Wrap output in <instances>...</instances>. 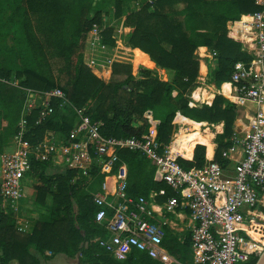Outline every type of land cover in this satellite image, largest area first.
<instances>
[{"label":"trees","instance_id":"1","mask_svg":"<svg viewBox=\"0 0 264 264\" xmlns=\"http://www.w3.org/2000/svg\"><path fill=\"white\" fill-rule=\"evenodd\" d=\"M111 0H0V154L19 128L17 122L25 98V90H49L55 86L64 93L67 105L52 98L51 114L37 122L39 109L26 115L23 138L30 144L40 142L47 130L65 137L73 126L72 107L84 108L91 121L100 122L99 131L106 137H140L150 125L144 115L151 111L156 126L159 149L167 146L173 132V119L179 113L190 127L183 146L192 158L179 157L185 169L201 167L214 149V133L207 125L198 138L204 121L216 124L214 158L222 164L223 150L233 145L236 106L225 96L216 94L211 103L189 108L188 96L196 86L199 61L198 46L215 52L208 67L206 81L215 87H231L230 73L234 62L249 60L241 43L227 36V22L237 21L242 14L260 9L255 0H155L128 8L125 0H113L114 17L123 16L122 25L130 27L127 42L133 51L131 63L113 62L107 82L96 76L84 62L87 33L93 25L102 24L103 9ZM241 20H247L243 17ZM113 28H103V44L114 45ZM139 56L136 61L135 58ZM206 71L200 65V73ZM202 93L203 89L201 90ZM200 90L194 92L199 96ZM202 97L209 99L206 93ZM1 121H4L2 123ZM186 137L177 133L171 149L177 151ZM180 153H184L180 145ZM119 156L127 165V192L146 196L151 189L164 188V200L174 195L163 181L156 180L155 167L136 152L121 149ZM76 169L53 171L48 163L32 160L29 176H37L35 202L45 205L51 194L47 213L37 219L30 232L17 229V213L1 206L0 196V264H40L36 253L80 254L82 264H163L147 254L134 250L124 260L112 258L95 237L106 236V230L93 221L96 205L88 190L98 188L102 176L87 186L80 178L72 181ZM52 188H54L52 190ZM264 213V208H262ZM264 220V214L260 213ZM244 235L264 245V221L252 220ZM162 246L179 262L192 263L189 232H173L165 227ZM36 253L31 252V248ZM257 257L248 264H255Z\"/></svg>","mask_w":264,"mask_h":264},{"label":"built area","instance_id":"2","mask_svg":"<svg viewBox=\"0 0 264 264\" xmlns=\"http://www.w3.org/2000/svg\"><path fill=\"white\" fill-rule=\"evenodd\" d=\"M153 1L136 0L135 5ZM254 3L260 9L249 14L251 20L245 23L244 31L230 36L241 43V50L250 59L234 62L230 88L209 86L201 77V84L191 91L187 102L189 108L209 105L211 101L201 97V90L212 89L213 97L221 94L235 104L233 145L221 153L228 163L206 156L199 168L185 169L178 163L179 157L188 159L171 149L177 133L185 127L179 113L173 119L171 140L163 149H159L152 115L144 114L150 125L140 137H106L99 131L100 122L91 121L84 108L75 107L74 123L65 137L47 130L42 140L32 145L23 138L25 116L38 108L40 122L52 113V98L60 100V107L68 103L57 86L43 91L26 89L17 122L19 130L8 142L13 149L0 154L2 207L17 211L23 184L35 160L76 169L78 173L72 181L80 178L86 189L102 176L98 188L88 190L96 205L93 221L106 230V236L94 240L115 260L126 259L134 250L163 264H248L251 258L258 257L264 245L244 235L250 221H264L260 218L264 208V0ZM102 30L95 24L87 33L85 43L90 51L102 40ZM197 89L200 92L196 98ZM121 149L147 158L155 167L154 178L163 181L174 195L159 201L166 195L164 188L151 189L146 196L129 195L127 165L119 156ZM17 220L15 216L17 229L23 230ZM165 227L173 232H189L192 263L177 261L162 246Z\"/></svg>","mask_w":264,"mask_h":264},{"label":"crops","instance_id":"3","mask_svg":"<svg viewBox=\"0 0 264 264\" xmlns=\"http://www.w3.org/2000/svg\"><path fill=\"white\" fill-rule=\"evenodd\" d=\"M245 16H249V14L240 15V19L238 21H241V19ZM238 21H228L227 22V36L228 37H230V36L235 37L237 35L238 31H242V30H239V28L241 26L237 27L236 30L235 29L233 30L234 24L237 23ZM100 25H101L102 29L106 27L104 24H100ZM111 27L113 28L112 37H113L114 42H115L114 45L102 44L101 40H100V41L96 42V44H97L96 49H93L90 51L87 44L85 43V48H84V52H83L84 62L87 63L91 67L92 72L104 82H107L109 79V76L111 73V65L113 62L131 63L133 61V51L127 42L128 34H129L131 28L123 26L122 21H121V23H119V25L115 24V25H111ZM101 37H102V34H101ZM212 53H213V51H211L206 46H198L195 50V54H196L197 59L199 61V73H200V65L201 64H204L205 69H206L205 73L203 74L202 79H205L206 75L208 74V67H209L208 63L211 61V59L213 57ZM223 91L225 94L227 93L225 88L223 89ZM203 92L204 93H202V95L207 93L211 97L210 100L209 99H207V100L212 101V99H213L212 89H203ZM202 95H201V97H202ZM202 98L206 99L204 97H202ZM2 123H4V121H2ZM205 124H206V122H203L199 126H197V129L199 131L198 138L204 144V146H205V143L200 137L204 131V128L202 130H199V129H201L200 127H202V126L204 127ZM217 124H220L221 129H220V131H216V132L220 133V132H222L223 123L219 122ZM212 125H214V124H212ZM181 129L186 132V137L180 142V145L185 152V154L183 153L182 155L189 159L190 157L192 158L193 148H192V153L190 154L186 149H184L183 144L189 138L191 129L187 125H185V127L181 128ZM215 134L216 133H214V136L212 139L215 146H214L213 153H212L211 157H214V151L216 148V143L214 142ZM180 145H179V149H177L178 152H180ZM9 147H11V145L7 144L3 148V152L10 151V149H8ZM205 156L207 157L206 146H205ZM207 158H210V157H207ZM48 165H49V168L53 171L63 169L60 166H54L51 164H48ZM34 189H35V187H34ZM53 189L54 188H52V190ZM23 198L24 197L21 198V200L19 201V204H20V202L23 201ZM34 198H35V192H34ZM33 201L35 203V204H33L34 211L30 213L33 216H30V215H27V216L23 215L22 216V210L20 208V205L18 204L19 206L17 208V215L16 216L18 219L17 225L18 226L20 225L23 227V230H21V231H25V232L31 231L35 221L37 219H39V217L42 214L47 213V207L49 205H51L52 197H51V194L46 195L45 200H44L45 201L44 206L37 204L35 202V199H33ZM263 202H264V197H263ZM262 214H264V213H262ZM30 250H31V252L36 253V251L33 249V247ZM36 254L39 258L40 264L41 263L42 264H55V262H58V264H82L81 261L83 260L82 257L80 256V254H76L72 257H69L63 253L51 255L48 251H44V252H40V253H36ZM11 264H17V263L15 260H13V261H11Z\"/></svg>","mask_w":264,"mask_h":264},{"label":"rangeland","instance_id":"4","mask_svg":"<svg viewBox=\"0 0 264 264\" xmlns=\"http://www.w3.org/2000/svg\"><path fill=\"white\" fill-rule=\"evenodd\" d=\"M135 1L136 0H125L124 6H123L124 12H126V10L128 8L136 7ZM102 13H103L102 24H104L105 26H111V25H115V24L119 25V23H121V21L123 19V16L120 17V18H117V19L114 17L113 0H111L109 5L106 8L103 9ZM138 59H139V56H137L135 58L136 61ZM209 65H211V61L208 63V66ZM207 76H208V74L206 75V77L204 79L205 80V84H208L209 86H211V84L206 81ZM201 77H203V74L199 73V71H198V75H197V78H196V85L201 84V80H202ZM188 98H189V96H188ZM204 122H206V121H204ZM206 125H207V127L209 128L210 131L218 133V132H216V128L214 127V125H216V124L212 125L211 123L207 122ZM200 128L201 129H199V130H202L204 127L202 126ZM11 138L9 139V141H11ZM8 149H10V151H11L13 149V147L11 146ZM37 184H39V180H38L37 176L35 177V175L34 176H30L28 179H25V182L23 184V197L24 198H23V201L20 202V204H19L20 208L22 210V216L23 215L24 216L25 215L26 216L27 215L33 216L30 213L34 211V209H33V204H35L34 201H33L34 192H35L34 191L35 190L34 189V185H37ZM1 206H2V204H1ZM16 213H17V211H16ZM55 264H58V262H55Z\"/></svg>","mask_w":264,"mask_h":264},{"label":"water","instance_id":"5","mask_svg":"<svg viewBox=\"0 0 264 264\" xmlns=\"http://www.w3.org/2000/svg\"><path fill=\"white\" fill-rule=\"evenodd\" d=\"M145 113H146L147 115H150V116H151V111H150V110H147ZM158 123H159L158 120H155V121H154L155 126H157ZM255 264H264V250H263L262 253L257 257V260H256Z\"/></svg>","mask_w":264,"mask_h":264},{"label":"bare ground","instance_id":"6","mask_svg":"<svg viewBox=\"0 0 264 264\" xmlns=\"http://www.w3.org/2000/svg\"><path fill=\"white\" fill-rule=\"evenodd\" d=\"M245 17L247 18V20H241V21H238L237 23H235V24H234V28H233V30H234V29L236 30L237 27L241 26V27L239 28V30L244 31L245 23H247V22H249V21L251 20V18H250L249 16H245ZM233 30H232V31H233ZM181 154H182V153H181Z\"/></svg>","mask_w":264,"mask_h":264}]
</instances>
